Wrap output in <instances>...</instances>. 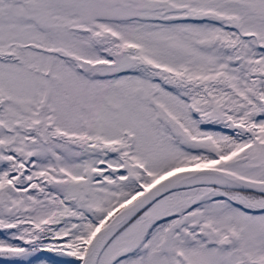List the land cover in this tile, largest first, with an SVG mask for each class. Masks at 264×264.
<instances>
[{
  "label": "snow or ice",
  "instance_id": "6c2138e0",
  "mask_svg": "<svg viewBox=\"0 0 264 264\" xmlns=\"http://www.w3.org/2000/svg\"><path fill=\"white\" fill-rule=\"evenodd\" d=\"M0 264H264V0H0Z\"/></svg>",
  "mask_w": 264,
  "mask_h": 264
}]
</instances>
